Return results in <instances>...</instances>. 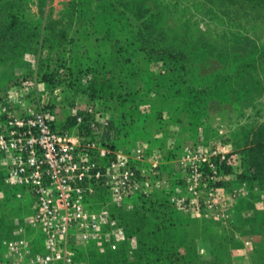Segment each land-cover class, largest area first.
<instances>
[{
    "label": "rangeland",
    "instance_id": "374dc122",
    "mask_svg": "<svg viewBox=\"0 0 264 264\" xmlns=\"http://www.w3.org/2000/svg\"><path fill=\"white\" fill-rule=\"evenodd\" d=\"M95 104L102 164L111 148L139 167V147L142 167L154 149L178 164L200 140L234 156L221 179L231 216L176 205L186 194L176 164L161 165L168 176L144 167L134 194L101 185L87 197L103 220L63 249L72 264H264V169L249 151L264 140V0H0V133L9 114L43 111L79 136L76 113ZM15 156L0 152V264H51L37 259L47 241L34 197L6 185Z\"/></svg>",
    "mask_w": 264,
    "mask_h": 264
},
{
    "label": "built area",
    "instance_id": "2783aa9c",
    "mask_svg": "<svg viewBox=\"0 0 264 264\" xmlns=\"http://www.w3.org/2000/svg\"><path fill=\"white\" fill-rule=\"evenodd\" d=\"M95 105L76 113L78 124L86 127L79 136L59 134L43 111L25 117L9 114L10 131L8 135L0 133V152L16 154L8 171V189L27 190L37 204L31 221L34 226L39 225L47 241V252L37 258L41 262L72 264L73 252L64 253L63 249L74 242L75 232L88 238V230L97 229L103 220L102 214L90 212L85 205L87 197L94 195L99 186L110 187L117 199L122 200L141 190V180H147L148 184L149 175L141 166L144 159L141 147L136 149L139 167L111 148L107 150L110 154L107 164L94 156L99 149L95 136L100 121L99 104ZM108 123L103 120L104 125ZM105 154L104 150L100 155ZM234 162V156L208 149L202 140L187 146L176 166L186 194L174 197L173 202L186 210L208 212L227 222L231 215L221 179L230 169H237ZM239 193L235 189L231 200H236Z\"/></svg>",
    "mask_w": 264,
    "mask_h": 264
},
{
    "label": "trees",
    "instance_id": "16d2710c",
    "mask_svg": "<svg viewBox=\"0 0 264 264\" xmlns=\"http://www.w3.org/2000/svg\"><path fill=\"white\" fill-rule=\"evenodd\" d=\"M122 130V129H121ZM118 129L116 130V139L118 140L120 137L127 138V133ZM251 165L257 167L258 169H264V140L257 141L252 143L249 147Z\"/></svg>",
    "mask_w": 264,
    "mask_h": 264
},
{
    "label": "crops",
    "instance_id": "0c3cea01",
    "mask_svg": "<svg viewBox=\"0 0 264 264\" xmlns=\"http://www.w3.org/2000/svg\"><path fill=\"white\" fill-rule=\"evenodd\" d=\"M154 151H155L154 153H150V152L146 153L145 160L151 161V163H152L149 167H147V165L144 164V167L145 168L147 167L146 169H150L151 166L154 165V164H159L161 166V165H166L167 163H168V165L169 164L171 165L173 163V166H175V164L177 165V162L176 161H174V162L173 161L172 162H167V163L166 162L165 163L162 162V161H164V159H163L162 155L160 154V152L158 151V149H154ZM163 151H165V149H163ZM145 160H144V163H145ZM161 167L163 169L162 170L163 171V174H165V175L168 176V169H164V168H167V167H164V166H161ZM170 173L173 175V172L172 171H170Z\"/></svg>",
    "mask_w": 264,
    "mask_h": 264
}]
</instances>
